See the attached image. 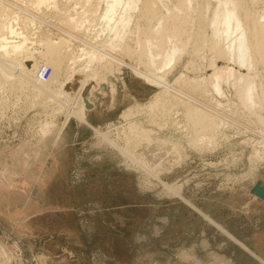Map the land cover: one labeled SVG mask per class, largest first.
Listing matches in <instances>:
<instances>
[{"label": "rangeland", "instance_id": "obj_1", "mask_svg": "<svg viewBox=\"0 0 264 264\" xmlns=\"http://www.w3.org/2000/svg\"><path fill=\"white\" fill-rule=\"evenodd\" d=\"M3 1L11 8L15 4L12 14L19 15L14 22L17 32L23 31L30 49L37 51L31 62L37 59L42 71L51 67L38 52L46 49L40 38L66 36L68 28L61 19L80 5L75 7V0H54L45 6H33L32 0ZM247 1L254 12L264 9V0ZM197 2V17L192 12L195 21L191 20L193 32L190 24L189 32L195 37L196 30L206 31L209 36L208 19L216 0ZM21 7H26L25 12ZM201 7L203 16L198 12ZM135 16L128 28L134 34L127 33L128 42L124 40L133 56L126 48H121L125 55L116 49L126 61L117 70L109 63H96L84 86L83 95L92 102L84 120L75 116L71 104L35 95L32 84L19 85L16 76L10 82L0 77V264H264V199L254 192L258 181L264 182V109L260 110L262 120L258 114H249L234 77L223 80L222 94H205L211 83L191 86L190 90L194 87L198 92L204 89L203 100L216 103L226 114L213 140L216 144L200 153L184 145L189 156L180 165L160 173L158 180L149 177L146 150L126 148L122 119L126 107L149 103L159 90L128 64L139 63L134 43L139 38L135 34L142 37V33L135 25L146 24L144 18ZM9 36L20 38L16 32ZM193 37L189 41L194 46L189 43L195 49L188 43L176 60L158 70L164 79L174 81L182 75L179 84L184 87L187 81L209 76L212 62L248 71L208 44H200V49ZM68 59L64 58L67 71H61L58 84L65 80L64 87L76 94L81 83L77 74L66 76L72 62ZM260 63L254 72H261L253 75L261 85L259 91L264 88ZM48 121L54 124L46 127ZM170 183L181 185L179 192H165ZM207 212L214 213L215 219Z\"/></svg>", "mask_w": 264, "mask_h": 264}, {"label": "bare ground", "instance_id": "obj_2", "mask_svg": "<svg viewBox=\"0 0 264 264\" xmlns=\"http://www.w3.org/2000/svg\"><path fill=\"white\" fill-rule=\"evenodd\" d=\"M7 1L8 0H6V2ZM50 1L54 0H32L33 6H38L42 3H45L43 4L45 6L46 2L48 3ZM66 1L70 2L68 0ZM72 1L73 0H71V2ZM254 1L256 2V0H252L251 3H254ZM195 2L199 3L197 0H75L76 4L73 5L75 7L76 5H78V7L80 5V8H73L72 13H70L71 11L69 13L67 12L65 17H63L65 13H63L62 17L64 19H61L63 22L62 24H65L68 28L67 32L64 30L67 35L59 37L58 34H56V36L59 37L57 40L51 38V36L46 37L45 35L44 40L40 38L42 46L44 45L46 49L43 50L42 48V50H38V52L42 53V55L40 53V57L44 56L43 58L45 60L44 62L42 59L39 63L44 62L45 64H51V67H49L51 73L47 78H44L41 65L38 64L36 61L37 59L31 62L34 53L37 51L30 49L27 43L28 37L23 31L17 32V24L15 23V25L14 22L16 21L15 17L17 18L19 15L14 17L13 14L16 12L13 13L12 10L15 4L13 3L14 5L11 8L8 4H5L3 0H0V77L6 82H10V78L16 76L17 82H20L19 85L27 84L30 86V84H32L33 87L32 85L31 87L35 95L38 97L48 95L50 100L71 104L74 108L73 112L75 116L80 120H84L87 115L86 111L88 110L89 112L92 103L83 95L84 86L90 78V72L95 70V68L97 69L98 65L96 63H109L116 66V70L117 68H122L120 67L121 65H126V61L117 53V51H119L118 48H120V50H122L121 48H126L125 50L131 52L132 48L129 46L130 44L127 46V43H124L127 33L134 34L131 33L130 29V31L128 30V28H132V26L129 27L130 22H132L131 20L135 15L138 18H144V20H146L145 25H139V22L135 25L137 30L142 33V37H140V33L139 35L135 34L139 38L136 37L138 40L135 38L136 40L134 43L137 44L136 46L138 47L136 50L139 56L138 54L136 55V53L134 54L138 56L136 58L139 63L128 64L140 77L158 86L159 90H157L158 92H156V94L154 93L155 95L149 103L141 104L138 102L134 105L131 104L130 108L126 107L128 110L125 108V113L121 114H123L122 119L125 122L123 123L125 124L126 130H124V133L127 134L126 148L133 151L141 149L146 150L149 157L147 160V167L149 168L148 175L158 180V175L160 173L169 171L178 164L180 165V163L189 156V153L188 156H186L188 151L187 145L192 146V151L197 150V152L200 153L216 142H213V140L216 138V132L219 129L223 116L226 114L220 111V107H218L216 103L204 101L203 98H205L206 95H204V93L206 94V92L209 94L208 92L211 93L215 91L218 94H222V82L225 78L234 77L233 83L238 88V91L242 92L240 94L241 102L247 105L249 114H258L261 120L263 117L260 114V110L264 109V88L259 91L261 85H258L259 81L255 79L253 75H256L257 72H261L259 69L256 73L254 72L257 70L258 62L264 65V9L260 12H254L255 9L253 10V8H250L252 4L249 7L250 9L248 5H246L248 2L247 0H216L215 5H213L211 18L209 17L210 20L208 19V26L210 25L212 29V32H210L211 34L208 33L209 36H207L205 34L207 33L206 31L197 32V30L195 31V29H193L195 31V37H193L191 35L194 33H190L193 32V27L190 24L191 20H194V18L192 19V12H194V10L196 11V8L199 7V4L198 7H196L197 4ZM210 2L208 1V3ZM102 3L104 5L101 8ZM68 7H70V5ZM259 9L261 10V8ZM24 10H22L21 7V11ZM201 10L202 7L198 12L200 13ZM195 13L196 12H194V14ZM201 13L200 15H202ZM199 17L203 22L207 21V19L204 20L201 16ZM31 18L33 19V17ZM137 24L139 25L138 27ZM189 24L191 25L190 32V29H188ZM134 29L135 28H133V30ZM59 30H61V27ZM15 32L20 34V38L18 40L10 39L11 36H9V34L11 35ZM133 37L134 36H132V38ZM192 37L195 39V41L193 40L195 45H199L200 47V44H208L211 50L225 56L228 60H232L242 67H246L248 71L243 73L236 70L234 66L229 65L218 67L212 62L214 70L209 76L194 78L187 81L184 87H181L179 84L182 75L174 81L164 79V74H159L158 70L176 60L177 54L188 47L187 44L191 41ZM192 45L191 47L194 46ZM199 47L198 50L202 49V47H200V49ZM63 48V52L66 53L62 52ZM196 50L190 51V53ZM122 51L124 54V49ZM133 52H135V50H133ZM131 54L127 55L130 56ZM19 55H22L24 59L19 57ZM67 56L71 59L72 64L67 61L70 65L68 67L69 72L66 76L69 75L67 76L69 78L77 74L81 83L76 94L72 92V88L69 90L64 87L63 83L65 80L62 82L60 79V83H62L58 84L61 71L63 69L67 71V68L63 65L64 58ZM131 56H133V54ZM70 59L68 60L70 61ZM141 64H143L144 67H141ZM103 69L106 70V68ZM110 70L113 71L112 69ZM15 71L17 73H15ZM102 72L103 71H100L101 74ZM206 78L210 79L208 83ZM105 80L106 79H104V81ZM14 81L16 80L14 79ZM6 82L4 84H6ZM210 83L212 88L209 89L206 87V90L203 89L204 93L202 92V87L201 92H198V89L197 91L194 89L196 86L200 87V84ZM13 85H11L10 88H12ZM4 86L5 85H3V87ZM191 86L194 87L190 90ZM26 87L27 86H25V88ZM22 90H24V88H22ZM174 109H179L180 111H175ZM44 123L46 127L54 124H50V121ZM156 133L157 135L154 137L153 135ZM159 133H164V137ZM177 137H184V139H179ZM101 139L105 140V138ZM183 141L185 142L183 143ZM112 144L114 143L112 142L111 145ZM176 184L170 183L166 185L165 192H179L181 185Z\"/></svg>", "mask_w": 264, "mask_h": 264}, {"label": "water", "instance_id": "obj_3", "mask_svg": "<svg viewBox=\"0 0 264 264\" xmlns=\"http://www.w3.org/2000/svg\"><path fill=\"white\" fill-rule=\"evenodd\" d=\"M254 192L264 199V182L259 180ZM1 233V229H0Z\"/></svg>", "mask_w": 264, "mask_h": 264}, {"label": "built area", "instance_id": "obj_4", "mask_svg": "<svg viewBox=\"0 0 264 264\" xmlns=\"http://www.w3.org/2000/svg\"><path fill=\"white\" fill-rule=\"evenodd\" d=\"M51 73V69L47 67L46 69L43 70V77L47 78Z\"/></svg>", "mask_w": 264, "mask_h": 264}, {"label": "crops", "instance_id": "obj_5", "mask_svg": "<svg viewBox=\"0 0 264 264\" xmlns=\"http://www.w3.org/2000/svg\"><path fill=\"white\" fill-rule=\"evenodd\" d=\"M196 204H198V203H196ZM198 205H199V204H198ZM199 206H200V205H199ZM207 214L210 215V216L213 217V218L215 217L214 213H212V212H207ZM214 219H215V218H214ZM219 222H220V221H219ZM220 223H221V222H220Z\"/></svg>", "mask_w": 264, "mask_h": 264}]
</instances>
